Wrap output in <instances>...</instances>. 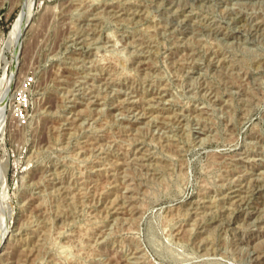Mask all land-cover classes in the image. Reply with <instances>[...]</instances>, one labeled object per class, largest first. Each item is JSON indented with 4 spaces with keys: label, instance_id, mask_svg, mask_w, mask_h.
Wrapping results in <instances>:
<instances>
[{
    "label": "rangeland",
    "instance_id": "1",
    "mask_svg": "<svg viewBox=\"0 0 264 264\" xmlns=\"http://www.w3.org/2000/svg\"><path fill=\"white\" fill-rule=\"evenodd\" d=\"M27 77L0 264H264V0H0Z\"/></svg>",
    "mask_w": 264,
    "mask_h": 264
},
{
    "label": "built area",
    "instance_id": "2",
    "mask_svg": "<svg viewBox=\"0 0 264 264\" xmlns=\"http://www.w3.org/2000/svg\"><path fill=\"white\" fill-rule=\"evenodd\" d=\"M34 78L33 77H27L25 78L22 82H20L18 85H14V90L13 94L14 97L9 101V117H7L3 120L4 121V126L3 129L5 130L8 126V118L10 120L9 122V127L12 129H16L17 131H22L28 123V111L30 107V98L29 94L34 86ZM7 88V85H0V90L2 91L3 89ZM6 114H7V109H6ZM3 130V131H4ZM2 131L0 130V133ZM14 156V155H13ZM15 157V156H14ZM13 157V158H14ZM2 165V164H0Z\"/></svg>",
    "mask_w": 264,
    "mask_h": 264
},
{
    "label": "bare ground",
    "instance_id": "3",
    "mask_svg": "<svg viewBox=\"0 0 264 264\" xmlns=\"http://www.w3.org/2000/svg\"><path fill=\"white\" fill-rule=\"evenodd\" d=\"M29 5V4H28ZM27 7V5H26ZM28 8V7H27ZM27 10V9H25ZM30 9H29V14L32 15V13H30ZM22 13V12H21ZM28 14L26 12H24L22 14V16L20 17L18 23L15 25L14 29L12 30V32L10 33L11 36H10V39H9V42H8V45L9 47H12L14 50H15V53H18L19 49H20V45H21V42H22V37H23V31L26 27V24L29 23L28 22ZM31 17V16H30ZM30 21V19H29ZM6 57V56H5ZM18 61V59H17ZM19 62V61H18ZM18 64V63H17ZM16 64V65H17ZM14 73V72H13ZM14 74L11 75V79H10V83L13 82L14 80ZM3 84V83H2ZM5 85V84H4ZM7 87H8V84H7ZM5 94L0 96V119L3 120V117L4 115L7 117V114H5L6 112V107H7V101L9 100L7 98V95H8V92H4ZM1 121V120H0ZM2 124V123H1ZM3 128V127H2ZM1 129V128H0ZM4 130V129H3ZM2 130V131H3ZM1 173V172H0ZM1 183V182H0ZM6 189V188H5ZM5 193V192H4ZM3 195V194H2ZM2 198V197H1ZM6 206V205H5ZM1 223V221H0ZM4 226H5V223H4ZM3 226V227H4ZM4 230H7L5 229L4 227ZM3 232V230H2ZM4 236V235H3ZM5 237V236H4ZM2 245V240L0 241V247ZM1 249V248H0Z\"/></svg>",
    "mask_w": 264,
    "mask_h": 264
}]
</instances>
